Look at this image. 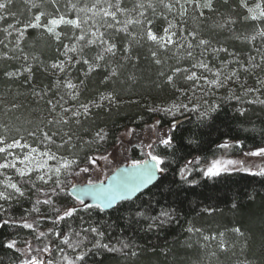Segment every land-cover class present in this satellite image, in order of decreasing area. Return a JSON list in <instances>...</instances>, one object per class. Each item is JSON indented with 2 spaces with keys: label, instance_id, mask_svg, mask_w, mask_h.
Returning a JSON list of instances; mask_svg holds the SVG:
<instances>
[{
  "label": "snow or ice",
  "instance_id": "6c2138e0",
  "mask_svg": "<svg viewBox=\"0 0 264 264\" xmlns=\"http://www.w3.org/2000/svg\"><path fill=\"white\" fill-rule=\"evenodd\" d=\"M47 2L52 4L57 14L39 11L22 29H16L12 23L0 29L6 34L5 39L12 35L10 29L18 32L16 46L12 51L20 48V40L29 29H43L55 40L56 51L64 57L47 65L43 61L40 62L43 71L52 77V82L43 88L33 87L32 95L40 100L47 97L45 102L51 118L46 121L42 119L33 130L28 131L33 143H29L24 136L12 137L9 140L7 136L0 135V229H26L32 234V239L25 237L19 241L24 245L22 248L18 247V239L15 237L0 239V247L18 254L16 260L10 264H89L88 258L91 255H102L104 252L122 253L131 247L125 239L117 240L120 247L112 243V237L109 235L112 225L108 224L101 214L119 212L124 205H129L124 217L126 221L130 225L145 223L149 231L163 229L178 222V210L172 205L154 207L153 200L141 203L137 201H142L143 196L150 193L152 187L159 185L171 163H177L175 158L170 161L167 159L168 150H174L175 138L172 133L180 126L177 117L193 114L195 125L205 126L219 110L220 104L217 103L208 104L205 101L204 105L198 102L193 104L197 92L207 96L227 89L228 95L221 99L235 100L241 105L236 108L240 116H244L248 111L243 107L244 104L264 105V99L260 98L264 94V0H238L237 6L246 10V14L239 20L229 15L210 26L221 32L227 30L230 35L224 38L225 41L231 40L240 45L251 46L239 51L235 47L230 48L226 42H214L211 36L205 38L200 31H189L184 26L190 9L198 13L193 19L203 23L211 19L206 15V11L219 14L216 5L221 0H131L130 8L124 6L125 0H90V3L85 0L82 7L79 6V0H67L65 7L68 12L64 13L60 12L59 0ZM12 3L13 0H0V13H3L0 14V21L6 20L8 16H15L7 11ZM222 3L228 5L229 0H222ZM31 7L39 8L40 5L32 3ZM73 11L76 13L75 18L69 15ZM149 11L154 18L164 19L166 26L157 30L156 19L147 18ZM232 11L235 12L236 8H232ZM80 13L84 14L83 17ZM168 13L175 14L174 19L169 20ZM121 16L125 18L120 19ZM237 23L241 24L240 30L230 27ZM132 25L138 26L140 31H131ZM62 28H70L71 33L58 30ZM121 36L123 40L120 39ZM5 39H0V45L8 48ZM64 39L69 43H64ZM257 40L260 41L258 47ZM144 43L155 46L149 47L148 51L152 62L160 67L158 77L163 78L156 87H168L179 94L175 101L166 106H148L151 113L172 117L170 127L162 136H158L155 142L140 144L142 149H147L145 158L133 159L123 174L110 178L111 183L107 186L104 181L89 179L86 184L73 185L72 189L68 190L63 176L73 174L75 169H78L76 175L89 173L90 165H95L101 158L108 159L106 155H85L84 160L78 162L75 155L70 159L61 152L65 149L69 152L75 149L74 141H79L82 146H91L106 140L108 134L103 128L95 131L90 140L85 139L80 130L85 134L90 131L84 124L93 119V109H110L123 103L115 90H108L119 78V68H122L123 64L113 67V61L109 57L116 58L120 54L122 61L138 62L140 53L135 49L142 48ZM121 44L122 47L119 46ZM196 50H199L198 53ZM169 51L176 57L177 64L189 60L192 62L191 66L168 65L170 74L166 72L164 66L168 57L162 59L161 53ZM222 54L230 59L220 60ZM16 58L9 56L7 52L0 54V59ZM23 58L25 61L29 59L27 55ZM215 61H219V66H216ZM23 71L27 73L25 83H31L34 79L33 68L26 65ZM73 71H76L78 76L74 77ZM258 72L261 75H257ZM241 73L245 74L243 81ZM93 74L98 77L99 84L104 86L105 91L82 101L81 92ZM3 75L13 79L17 78L20 72L5 71ZM249 76L254 77L255 86L248 85ZM127 79L135 81L136 77L129 74ZM180 79L185 87L178 85L177 81ZM75 80L79 82H74ZM237 89L240 94H237ZM250 94L254 98L245 99ZM180 96L187 97L188 103L180 101ZM16 107L18 105H13V108ZM161 123L157 120L152 127L159 131ZM0 128L8 131L6 125H0ZM188 142L196 143L192 138H189ZM160 145L163 146L162 150L159 149ZM216 147L217 150H222L224 155L216 158L214 154L210 161L206 156H193L180 163L176 169L180 181L195 186L199 184L197 173L201 179H212L233 171H244L253 176L264 177V167L252 171L245 166L244 160L227 158L230 150L243 147L242 141L233 142L226 139ZM243 156L264 159V144L244 152ZM50 161L54 163H49ZM80 163H85L86 166L80 167ZM9 172L12 175H9ZM13 175L18 179L14 180ZM168 190L171 191L170 188ZM22 200H27L31 206L24 209L23 214L16 215L12 211L13 203ZM155 203L159 205L160 202ZM236 206L234 202L232 207ZM204 211L210 214L213 210ZM45 222L50 226L46 231L40 230V226ZM185 230L192 234L200 233L206 242L216 239V236L205 235L201 228L193 226L190 222ZM229 231L238 236L244 235L238 226ZM223 235V232L219 233L220 237ZM219 248L221 251H227L223 239L219 242ZM68 250L74 255H70ZM130 255L135 257L138 252L133 250Z\"/></svg>",
  "mask_w": 264,
  "mask_h": 264
},
{
  "label": "trees",
  "instance_id": "16d2710c",
  "mask_svg": "<svg viewBox=\"0 0 264 264\" xmlns=\"http://www.w3.org/2000/svg\"><path fill=\"white\" fill-rule=\"evenodd\" d=\"M47 4L52 10V4L49 2ZM237 5L238 0H229L228 5H224L221 0L216 5L219 14L206 11V15L211 19L203 23L198 19H193V16H198V13L190 9L184 26L189 31H200L201 35L207 38L211 36L214 42L216 40H220L222 43L226 42L230 48L235 47L237 51L241 48H251L250 45H240L231 40L225 41L224 38L230 35L227 30L221 32L210 27L214 22L223 20L229 15L239 20L245 12ZM234 7L236 8L235 12L232 11ZM27 8L25 0H13L7 11L14 13L15 16H8L6 20L0 21V29L7 27L8 23L14 24L17 29L23 28L29 16L31 18L34 14V10L28 12ZM156 20V27L160 26L159 29H161V19ZM16 24L20 27H17ZM230 27L240 30L241 24L237 23ZM136 28L130 30L139 32ZM61 30L69 32L70 29L62 28ZM5 36L6 34L0 31V39H5ZM120 39L123 40V36ZM63 42L69 43L67 39H64ZM5 43H7L6 39ZM259 45L260 41L257 40L256 46ZM119 46L122 47V44ZM149 47L150 44L144 43L142 48L135 49L140 53L138 62L122 61L119 58L120 54L116 58L109 57L113 61V67L123 64V67L119 68L120 76L116 83L108 88L109 91L115 90L123 103L119 107L110 109H93V119L84 124V127L90 131L85 134L81 129V135L90 140L92 134L101 128L105 129L108 135L105 141L91 146H82L79 141H74L76 148L73 149V152L79 157L78 162L83 161L85 155L109 152L118 143L121 133L126 129H130L134 137L129 146L130 159H144L145 151L140 147L143 131L157 120L162 122L159 130H167L170 127L172 117L148 111L149 105H165L172 98H176V94L170 88L156 87V84L162 82L163 78L157 75L160 67L152 62L148 51ZM12 49H15V46L11 43L8 44V48L0 45V54L7 52L9 56L17 57L11 60L0 59V116H6V118L12 116L16 123L19 116L24 118L26 115L34 116L36 112L48 108L45 102L47 97L45 100H40L32 95L33 87L43 88L45 85H51L52 82V77L43 71L40 62L43 61L47 65L64 57L56 51L55 40L42 29H29L24 38L20 40V48L15 51ZM196 51L198 53L199 50ZM252 54L255 55V52ZM24 55L29 57L27 61L24 60ZM165 56L168 59L164 68L170 74L168 65L175 66L176 57L172 55L171 51L161 53L162 59ZM227 58L223 54L220 56V60H227ZM242 58L246 59V57ZM185 62L190 63L189 60ZM26 65L33 68L34 79L31 83H25L27 73L23 71V68ZM5 71H19L20 75L17 78L9 79L3 75ZM129 74L136 77L135 81L127 79ZM73 76H78V73L73 71ZM74 82L78 83L79 81L75 80ZM181 82L182 79L178 80V85ZM60 91L63 94V90ZM100 91H105V88L99 84L98 77L93 74L86 81L80 99L87 101L96 97ZM221 98L216 97L214 98L216 101L211 103L220 104V108L205 126L195 125V115L193 114L177 117L180 126L172 133L175 138L174 150H168L167 156L169 161L175 158L177 163H171L167 174L160 180L159 185L152 187L151 192L146 193L142 201H137V203H141L153 200L154 207L172 205L178 210V222L163 229L149 231L145 223L130 225L126 221L124 217L129 205H124L119 212L110 211L107 215L101 214L103 219L112 225L109 232L112 243L116 247H120L117 240L125 239L131 247L122 253L104 252L102 255H91L88 258L89 264H238L241 262L264 264V177L253 176L244 171H233L217 178L201 179L197 173L196 179L199 184L194 186L182 183L176 175L178 165L185 159H191L193 156H206L211 159L214 154L215 156L219 155L223 151L217 150L216 146L226 139L243 142L242 148L228 152L232 156L254 150L256 146L264 144V105L244 104L243 107L248 111L244 116H240L236 108L241 105L237 104L235 100ZM13 103H17V109L11 112L4 111V105ZM9 118L10 121L12 118ZM22 126L25 128L26 124L23 123ZM189 138L194 139L196 143L190 144ZM159 149L162 150L163 146L160 145ZM84 166H86L85 163H80V167ZM77 170L75 169L71 175L62 177L67 189ZM16 179L18 177L15 176ZM169 188L171 191L168 190ZM155 201H159V205ZM234 202L237 205L235 208L232 207ZM30 206L27 200H22L19 203L14 202L12 211L16 215H21L24 209ZM131 207H135V205H131ZM204 209L213 211L209 214ZM189 222L195 227L204 228L209 234L215 233L219 236V233L223 232V238L228 242L227 251L217 248L213 256H210L208 251H203L197 233L192 234L185 230ZM49 226L50 224L45 222L40 226V230L46 231ZM236 226L241 228L243 236L229 231ZM17 233L19 234L16 235ZM9 237L17 238L18 247L22 248L24 245L19 241L25 237L32 239V234L30 230L26 229H0V239ZM133 250L138 252L135 257L130 255ZM68 251L70 255H74L71 250ZM17 256L18 254L13 250L0 247V264H10L11 261L16 260Z\"/></svg>",
  "mask_w": 264,
  "mask_h": 264
},
{
  "label": "rangeland",
  "instance_id": "374dc122",
  "mask_svg": "<svg viewBox=\"0 0 264 264\" xmlns=\"http://www.w3.org/2000/svg\"><path fill=\"white\" fill-rule=\"evenodd\" d=\"M74 2H76V0H74ZM85 0H79V6H83ZM88 2L90 3V0H88ZM32 3H36L39 4L40 7L39 8H32L31 4ZM60 3V12L64 13V12H68L67 7H65V5L67 4V0H59ZM25 4L27 5V11L29 12V10H34V14L38 13L39 11H45L47 13H51V14H57L56 13V9L53 7V9H49L50 6H48L46 0H29V2H26L25 0ZM125 7H132V3L131 0H125ZM245 14H246V10H244ZM33 14V16H34ZM69 15L71 16V18H75L76 13L70 12ZM83 13H80V16L83 17ZM90 15V14H89ZM134 15V14H133ZM33 16L30 18H28V20H26L27 22L33 19ZM167 17L169 20L174 19L175 14L173 13H168ZM125 17L121 16L120 19H124ZM147 18L148 19H156L152 16L151 12L149 11L147 14ZM99 19V18H97ZM178 19V18H177ZM43 20V18H42ZM157 23V20H156ZM166 21L164 19H161V26H166ZM158 25L159 22H158ZM17 26V24H16ZM20 27V26H17ZM135 27H137L136 29L138 31H140L138 26L132 25L130 26V29H135ZM160 28V26H158ZM159 28L156 27L157 30H159ZM17 29V28H16ZM22 29V28H19ZM70 29V28H69ZM43 30V29H42ZM61 30V29H58ZM12 31V35L7 37V44H12L14 46H16V39L18 36V32L11 30ZM71 31V29L69 30V32ZM186 34V33H185ZM205 38H207L206 36H204ZM150 47H155L150 45ZM172 52V51H171ZM227 59H230L229 57ZM187 60H183L181 61L179 64H175V66H179V67H190L191 66V61L190 63L185 62ZM216 64V66H219V61H215L214 62ZM231 67V66H230ZM257 75H260V73L258 72ZM245 78L244 74H241V80L243 81ZM248 85L250 86H255V79L254 77L249 76L248 77ZM180 87H185L184 82L182 80V82L179 84ZM234 87V86H233ZM176 97L177 95H179L178 93H175ZM237 94L239 93V89H237ZM228 95V91L227 89H221L219 90L215 95H207V96H203L201 95L199 92L196 93V96L193 99V104H196L197 102L200 105H204V102L207 101L208 104H211L212 102H215L216 100L214 98L216 97H226ZM214 97V98H213ZM213 98V99H212ZM254 98L252 94L249 95V97H246L245 99H252ZM261 99H264V94H262L260 96ZM212 99V100H211ZM176 98H172L171 100L168 101V103H166L165 105H160V106H166L170 103H172L173 101H175ZM215 100V101H214ZM180 101H183L184 103H188V99L185 96H180ZM179 102V101H176ZM13 105H17V103H13V104H8V105H4V111L6 112H11L16 108H13ZM192 105H190L191 107ZM48 109V108H47ZM47 109H43L40 110L38 112L35 113L34 116L32 115H26L25 118L22 116H19L17 118V122L15 123L13 121L12 116H10V118H12L10 121L8 120V118L0 116V125H6L8 131H5L3 128H0V135H5L9 138V140L12 137H16L19 138V136H24L29 143H33V140L31 137L28 136V131L33 130L35 128V126L37 124H39V122L43 119V120H47L48 118H51ZM9 118V119H10ZM26 124V127L24 128L22 126V124ZM156 124V121H154L153 123H151L144 131L143 134L141 135V139H142V143L146 144L148 142H154L155 140H157L158 136H162L163 133L166 130H159L157 131L156 128L152 127L153 125ZM17 129H19V132H17ZM132 138L133 134L132 131L130 129H126L125 131H123L120 135L119 141L118 143L107 153L105 154H92V156H107L108 159L104 160V159H99L97 161V163L95 165H90V172L89 173H80L79 175H76L72 177L71 183L69 185V187L73 184L76 183H84L87 182L89 179H92L93 181H102L104 180L111 172H113L115 170V168H117L120 165L123 164H131V159L129 157V146L132 142ZM57 142H59V138H57ZM33 146H38L36 144H33ZM43 147V146H40ZM55 147L53 146V151H55ZM145 153L147 151V149H144ZM247 152V151H246ZM244 153V152H243ZM243 153L239 154V155H230L229 153H227V158H231L237 161H241L244 160L245 161V166L251 168L252 171H258L259 168L264 167V159H260V158H256V157H251V158H245L243 156ZM61 154L63 155H67L70 159L73 158V155H75L76 157H78L73 150L71 152H69L67 149L62 150ZM224 155L223 152H221L219 155L215 156L216 158H219L220 156ZM214 158V157H213ZM211 158V159H213ZM209 159V161L211 160ZM78 161H79V157H78ZM49 163H54V162H49ZM78 171V170H77ZM9 175H12L11 172H9ZM13 179L15 180V176L13 175ZM203 230V233L205 235H209V236H216L215 240H209V241H204L202 239V236L200 233H197V235L200 237V246L202 247L203 251H208L210 256H213V253L216 252V249L219 248V242L221 239H223L224 243H225V247H227L226 245L228 244L227 240L223 237H220L218 235H215V233L213 234H209L208 232H206L207 230H205L204 228H201ZM234 264V263H233ZM238 264H246V262H241Z\"/></svg>",
  "mask_w": 264,
  "mask_h": 264
},
{
  "label": "water",
  "instance_id": "95a60500",
  "mask_svg": "<svg viewBox=\"0 0 264 264\" xmlns=\"http://www.w3.org/2000/svg\"><path fill=\"white\" fill-rule=\"evenodd\" d=\"M130 166V164H123V165H120V166H118L117 168H115V170L113 171V172H111L104 180H102V181H104V184H105V186H107L109 183H111V177L112 176H114V175H119V174H123V172H124V170L127 168V167H129ZM87 182H84V183H76V184H73V185H77V186H82V185H84V184H86ZM73 185H71L69 188H68V190H71L72 189V186ZM89 202H91V201H89Z\"/></svg>",
  "mask_w": 264,
  "mask_h": 264
}]
</instances>
